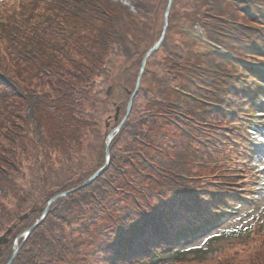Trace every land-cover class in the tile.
Segmentation results:
<instances>
[{"label": "trees", "instance_id": "trees-1", "mask_svg": "<svg viewBox=\"0 0 264 264\" xmlns=\"http://www.w3.org/2000/svg\"><path fill=\"white\" fill-rule=\"evenodd\" d=\"M127 1L0 0V264H264V0Z\"/></svg>", "mask_w": 264, "mask_h": 264}, {"label": "rangeland", "instance_id": "rangeland-1", "mask_svg": "<svg viewBox=\"0 0 264 264\" xmlns=\"http://www.w3.org/2000/svg\"><path fill=\"white\" fill-rule=\"evenodd\" d=\"M125 3L129 4V1L123 0ZM133 10V6L131 7ZM261 108L262 113L259 115H264V96L256 102ZM263 122H259V128L262 129L260 134V139L255 143V155L253 158V172H258L257 176H254L252 181V186L250 188V198L244 200L238 209L230 213L229 215L222 218V220L217 223L218 225H224L225 227L245 223L252 219L253 216H260L264 212V118ZM214 231V226H209L207 231L203 233H211ZM197 234L190 239H185L181 243L177 244L178 247H191L193 245H199L204 241V234ZM4 235V234H3ZM18 243V242H16Z\"/></svg>", "mask_w": 264, "mask_h": 264}, {"label": "water", "instance_id": "water-1", "mask_svg": "<svg viewBox=\"0 0 264 264\" xmlns=\"http://www.w3.org/2000/svg\"><path fill=\"white\" fill-rule=\"evenodd\" d=\"M172 4V0L170 1V4H169V7L166 11V15H168V12H169V9H170V6ZM166 28V26H165ZM164 36H165V32L163 33L161 39L152 47L149 49V51L147 52V54L145 55L144 59H143V62H142V70H144V67H145V64H146V58L152 54L154 51H156L157 49L160 48V46L162 45V42L164 40ZM140 82H141V76L138 78V83H137V86L133 92V95L131 96L130 100H129V103H128V106H127V111H126V114L125 116L123 117V119L120 121V123L115 127L113 128L110 132H109V135H108V146L110 145L111 141L113 140L114 136L123 128L124 124L126 123L130 113H131V109H132V101H133V98L135 96V94L137 93L138 91V88L140 86ZM110 91H111V88H109V91L108 93L110 94ZM118 115H119V109H117V112L115 114V119L117 120L118 119ZM106 154H107V160H106V164L100 168L98 171H96L87 181H85L81 186L77 187V188H74V189H69V190H66L64 192H61L57 195H55L53 198L50 199L47 207L45 208L42 216L31 226L29 227L26 231H25V239L28 238V236L44 221V219L46 218V216L48 215L49 211H50V206L53 202H55L57 199L63 197V196H66L74 191H76L77 189L83 187V186H86L88 185L89 183H91L95 178H97L106 168H107V165H108V162L110 160V150H109V147H107V150H106ZM27 218V214L23 215L20 219L23 220ZM11 231V227L4 233V235H2L0 237V244L3 245V244H6L8 242V238H7V235L9 234V232ZM18 239H19V236L16 238V242H18ZM20 249V246H18L16 248V250L14 251L11 259L8 261L7 264H12L16 254L18 253Z\"/></svg>", "mask_w": 264, "mask_h": 264}]
</instances>
